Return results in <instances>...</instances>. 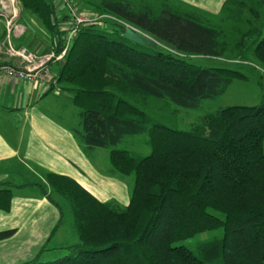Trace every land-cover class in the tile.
Segmentation results:
<instances>
[{"label": "trees", "instance_id": "obj_1", "mask_svg": "<svg viewBox=\"0 0 264 264\" xmlns=\"http://www.w3.org/2000/svg\"><path fill=\"white\" fill-rule=\"evenodd\" d=\"M19 1L38 17L52 50L60 53L68 16L58 15L54 0ZM170 1L100 0L96 10L117 21L109 20L111 28L103 22L80 27L69 44L57 82L73 94L81 125L75 133L86 150H108L109 172L131 181L129 202L124 207L101 202L74 179L52 172L19 185L36 187L58 207L60 224L67 208L78 237L59 247L64 252L59 258L43 261L49 250L44 245L22 264H264V103L219 108L186 130L167 126L144 109L152 99L194 109L234 80L246 81L238 68L203 67L188 58L241 64L252 56L264 62V33L252 28L234 40L221 26L171 7ZM241 5L226 0V19L241 23ZM257 5L264 8V0ZM121 22L149 35L152 43L124 38ZM227 28L240 31L236 25ZM136 134L146 135L149 153L118 147ZM12 186L18 187L0 183V209L9 208ZM206 231L214 233L184 242ZM12 233L0 231V240Z\"/></svg>", "mask_w": 264, "mask_h": 264}, {"label": "crops", "instance_id": "obj_2", "mask_svg": "<svg viewBox=\"0 0 264 264\" xmlns=\"http://www.w3.org/2000/svg\"><path fill=\"white\" fill-rule=\"evenodd\" d=\"M177 1L213 19L222 13L228 14V8L237 11L234 5L224 10L226 0ZM253 1L248 0V6H239V11L247 9L248 29L256 28L264 33L263 21L259 22L261 17L251 13L250 9L256 6L251 5ZM17 2L15 17L9 25V18L0 16V183H13L11 170L5 166L14 162L35 169L41 179L46 172L68 176L99 201L126 206L131 181L109 172L108 150L105 160L98 162L94 158V154H99L98 148L86 150L79 140L75 131L81 125L73 94L61 90L60 85L57 90L48 78L27 80L17 73L23 70L20 57L12 54L10 48L29 50L31 47L39 54L47 46L53 51L51 38L45 39L38 17L24 10L19 0ZM54 2L58 15L65 14L58 1ZM225 19L226 15L219 20ZM64 25L68 27L67 23ZM59 63L48 64L52 77L57 78ZM4 67L10 72L3 70ZM22 184L25 183L10 187L9 208L0 209V231L13 230L9 237L0 240V264L26 263L34 259L44 245L49 250L42 256L43 261L56 259L64 253L59 247L75 244L78 240L67 208L60 224L58 207L36 187H19Z\"/></svg>", "mask_w": 264, "mask_h": 264}, {"label": "rangeland", "instance_id": "obj_3", "mask_svg": "<svg viewBox=\"0 0 264 264\" xmlns=\"http://www.w3.org/2000/svg\"><path fill=\"white\" fill-rule=\"evenodd\" d=\"M11 1H13V3H10V1L8 2L7 0H0V5L1 3L6 4L8 6L11 5L12 9L15 11L14 8L16 7V5H18V2L17 0H11ZM99 1L100 0H72V2L75 4L78 11L80 12L81 16L86 17V18L95 19V23L103 22L106 28H111L113 24L112 22L109 21L110 19L107 17L101 16L104 14L96 10L94 6ZM138 1L139 0H137V2ZM241 1H243L245 5L248 6V0H241ZM138 3L140 4V2ZM257 4H258V0H254L251 3V5H256L254 9L257 11V14L261 17L259 22L263 21V28H264V8L261 7V5L259 6ZM169 5L171 7L179 8L183 11H191V12H194L195 14L197 13L199 16L203 18V20L209 21L213 25L214 24L220 25L222 27V30L227 31L228 34L229 33L232 34L230 38H233L234 40H237L238 38H240V33L242 31L248 30V11L247 9H244L243 12L240 13L241 23H237V22H233L228 19H225L224 21L219 20L222 17H224L226 13H222L218 18L213 19L212 17H207L206 15L196 12V10L192 8L191 6H188L177 0H171L169 2ZM112 21L114 22V20ZM220 21L221 23H219ZM121 23L124 25L125 28L131 27L135 29L136 31L140 32L141 34L145 35L146 37L151 38L149 35L143 33L137 28H134L132 25H129L123 22ZM232 25L234 26L236 25V29L240 30L239 33L236 30H233V32H231L230 30L231 28L229 29L227 28ZM66 26L67 25L62 26L64 30L67 29ZM44 35H45V39L47 38L48 40L49 35L45 29H44ZM46 45L47 44L45 43V46ZM47 48L48 47L46 46L45 47L46 50L42 53H47L51 51ZM29 50L33 51L34 49L29 47ZM42 53H39V54H42ZM188 59L194 64H198L203 67L224 66V67L235 68V69L238 68L247 76V80L246 81L234 80L223 94L217 97H214V98L204 99L200 103V105L194 109L183 108V107L174 105L171 102H169V104H163L162 102L152 99L151 102H149L148 107H144V109L147 111V113L152 118L158 119L160 122H162L163 124L167 126L186 130V129H189L191 125L197 122L202 116H204L205 114L214 112L218 110L219 108H222L228 105H259L261 103H264V62L258 59H255L252 56L248 57L247 62L245 61L241 64H238L239 63L238 60L233 61V60H227L226 58H208V57H202V56H192V57H189ZM52 85H55V84L52 83ZM56 85L59 87L58 82ZM145 141H146L145 134L125 136L120 142V144L118 145V147L125 148L129 151L135 152L140 155H145L149 153V147L146 145ZM98 150H99V154L98 155L94 154L95 160L98 162L104 161L106 158L104 155L107 153V149L98 148L97 151ZM5 168L8 170H11L10 179L13 181V184L29 183V182L38 181L41 179L39 172L35 171V169H29L18 163H14V162L8 163L5 166ZM57 198H58L57 199L58 201L60 200L59 201L60 204L64 206L65 201L61 200L59 197ZM212 233L214 232L206 231V232L197 234L193 238L188 239L184 242L186 244L194 243L195 241L210 237Z\"/></svg>", "mask_w": 264, "mask_h": 264}, {"label": "built area", "instance_id": "obj_4", "mask_svg": "<svg viewBox=\"0 0 264 264\" xmlns=\"http://www.w3.org/2000/svg\"><path fill=\"white\" fill-rule=\"evenodd\" d=\"M7 1L13 3V1L11 0H7ZM57 1L60 4V6L63 8L65 14L68 16L70 20L68 23L67 33L65 36V44L62 51L58 54H55L54 51L38 54L36 52L26 49L25 47H21L18 50H13L10 48L9 51H11L12 54L20 57V65H21L20 67L23 70L17 71L19 76L27 80H33L35 78L44 80L45 78H48L51 84L52 83L55 84L52 86L56 87V89L59 90V87L56 85L57 78L49 75L50 73L48 69V64L52 61L62 60L69 44L78 33L79 28L88 24L95 23V19L81 16L80 12L78 11L77 7L72 2V0H57ZM1 5H0V16L8 17L9 19L7 24L9 25L11 20L15 17L14 10L12 9L11 5L8 6L2 3ZM101 16L107 17L110 20L112 19L114 21H117L115 17L108 14H104ZM3 70H7L10 72V69L6 67H4Z\"/></svg>", "mask_w": 264, "mask_h": 264}, {"label": "water", "instance_id": "obj_5", "mask_svg": "<svg viewBox=\"0 0 264 264\" xmlns=\"http://www.w3.org/2000/svg\"><path fill=\"white\" fill-rule=\"evenodd\" d=\"M122 36L138 44L150 45L153 41L151 38L146 37L145 35L141 34L140 32L136 31L135 29L131 27H126L122 33Z\"/></svg>", "mask_w": 264, "mask_h": 264}]
</instances>
